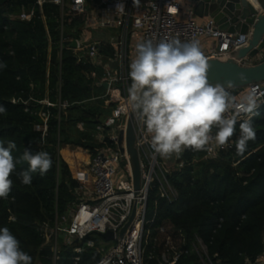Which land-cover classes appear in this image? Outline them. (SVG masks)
I'll return each instance as SVG.
<instances>
[{"label": "trees", "instance_id": "1", "mask_svg": "<svg viewBox=\"0 0 264 264\" xmlns=\"http://www.w3.org/2000/svg\"><path fill=\"white\" fill-rule=\"evenodd\" d=\"M36 1L0 0V65H4L0 67V108L4 109L0 140L5 146L9 140L15 142L16 158L25 148L48 152L52 167L43 176L33 173L32 183L24 185L18 173L28 165L17 164L11 192L7 199H0V228L10 229L33 264H97L103 255L87 247V240L80 244L85 249L79 261L75 262L73 248L64 244L55 259L50 246H45L41 227L69 212L80 186L59 148L73 145L94 152L102 146L95 140L96 127L110 109L103 99L106 89L99 84L103 69L87 60L78 62L70 39L79 37L83 22L80 18L67 21L62 34L61 9L56 4L45 3L43 14L38 10L30 22L10 18ZM105 52L111 55L113 50ZM45 100L52 105L41 103ZM64 102L69 105L66 110L59 106ZM257 111L256 138L248 142L242 156L235 149L238 121L233 147L216 157L206 158V148H186V167L168 176L178 191L177 200L161 198L158 185L151 189L146 258L151 251L161 254L162 238L154 239L165 223L173 227L174 235L182 231L186 238L189 253L179 264H202L193 250L199 238L215 263L246 264L264 254V105ZM43 112L49 113L46 134L38 129L44 124ZM65 154L71 162L69 153ZM196 158L200 162L195 164Z\"/></svg>", "mask_w": 264, "mask_h": 264}, {"label": "built area", "instance_id": "2", "mask_svg": "<svg viewBox=\"0 0 264 264\" xmlns=\"http://www.w3.org/2000/svg\"><path fill=\"white\" fill-rule=\"evenodd\" d=\"M48 2L61 9L62 34L67 21L72 22L77 18L82 20L79 37L70 39L71 48L78 56V62L87 60L103 69L99 84H108L106 98H109L113 107L110 116L96 127L95 140L102 146L94 152L89 150V168L94 178L92 189L80 184L77 193H81L82 197L75 209L71 208L63 216L57 215L54 224L42 225L46 242L52 241L50 248L55 259L64 244L73 248L77 254L75 262L79 261L78 255L85 249L80 244L87 240V247L94 248L103 255L97 264H153V261L156 264H179L181 258L189 253L187 241L181 231L179 235L183 238V244H179L167 225L158 228V236L154 239L159 242V238H162L161 254L157 256L151 251L146 258L150 191L158 185V195L171 203L177 200L178 191L169 181L170 170L165 157L155 154L150 144L144 141L145 132L139 122L136 125V147L141 166V189L135 190L126 141L124 140L123 145L119 143L131 113L125 111L124 107L126 89L130 83L129 64L134 58L136 45L146 40H152L154 44L161 39H179L181 42L195 40L208 61L232 58L236 51L248 46L250 35L223 31L211 18L206 23L199 24L195 19L193 6L184 14L181 0H37L35 5L23 8L20 13L10 15V18L30 22L37 16L38 10L43 14V6ZM118 4L123 7L118 8ZM95 32H109L111 36L107 40L93 39L91 35ZM74 42L76 47H73ZM107 49L113 50L111 55L106 54ZM240 62L247 64V59ZM250 89L255 90L260 101L264 102V82L226 90L239 97ZM41 103L52 105L48 100ZM263 105L264 103L259 108ZM59 106L63 110L69 107L66 102ZM41 116L44 124L38 126V129L46 134L49 113L43 112ZM121 146L125 148L124 152ZM232 147V139L222 149L210 144L206 148V157L214 158L221 150ZM134 210L135 218L124 238H121L120 233ZM12 220L15 218L12 217ZM108 231L115 233L114 238L105 239L101 236ZM193 250L202 264H221L213 262L206 244L200 238L193 244ZM246 264H264V254L255 261L247 260Z\"/></svg>", "mask_w": 264, "mask_h": 264}, {"label": "clouds", "instance_id": "3", "mask_svg": "<svg viewBox=\"0 0 264 264\" xmlns=\"http://www.w3.org/2000/svg\"><path fill=\"white\" fill-rule=\"evenodd\" d=\"M207 73L208 62L195 40L161 39L155 44L146 40L136 45L124 107L143 126L144 141L155 154L168 158L186 148L204 150L210 144L225 148L236 135L238 121L237 155L242 156L248 142L256 138L253 118L264 103L257 92L250 89L233 96L223 86L211 84ZM15 149L14 141L9 140L5 146L0 140V199L8 198L18 163L28 165L18 173L24 185L32 183L33 173L43 176L52 167L46 151L33 153L25 148L16 158ZM0 264H33V258L22 250L8 227L0 228Z\"/></svg>", "mask_w": 264, "mask_h": 264}, {"label": "water", "instance_id": "4", "mask_svg": "<svg viewBox=\"0 0 264 264\" xmlns=\"http://www.w3.org/2000/svg\"><path fill=\"white\" fill-rule=\"evenodd\" d=\"M192 2L194 14L199 18H211L218 27L231 34L250 35L248 46L233 54L228 60H208V79L213 85L219 84L225 89L245 88L255 83L264 82V0H188ZM76 42L73 47H76ZM256 65L242 64L244 59H257ZM108 88V84H102ZM139 121L130 113L126 131L120 135L119 143L126 141L132 165L135 190L141 189V166L136 147V125ZM124 152L125 148L121 146ZM136 215L134 210L129 222L122 229L124 238ZM105 239L115 236L113 231L101 235Z\"/></svg>", "mask_w": 264, "mask_h": 264}, {"label": "crops", "instance_id": "5", "mask_svg": "<svg viewBox=\"0 0 264 264\" xmlns=\"http://www.w3.org/2000/svg\"><path fill=\"white\" fill-rule=\"evenodd\" d=\"M184 14L191 8L192 2L188 0H181ZM195 19L199 24L206 23L210 18H199L195 15ZM104 33V32H101ZM260 58L257 59H247V65H256L260 62ZM107 89V88H105ZM73 145H65L59 148V154L62 159L69 165L72 176L79 184H85L87 187L92 189L94 178L90 172L89 164L91 161V154L89 149L83 147L73 148ZM69 153V159H73L71 162L65 153ZM73 162V163H72Z\"/></svg>", "mask_w": 264, "mask_h": 264}, {"label": "rangeland", "instance_id": "6", "mask_svg": "<svg viewBox=\"0 0 264 264\" xmlns=\"http://www.w3.org/2000/svg\"><path fill=\"white\" fill-rule=\"evenodd\" d=\"M91 36H93V39H99V38H102V39H105V40H107V39H109V37L111 36V34H109V32H104V33H101V32H95L93 35H91ZM103 99H105V102H106V108L109 106L110 107V109L105 113V115L103 116V121L106 119V118H108V116H110V114H111V110H112V105H110V101H109V98H106V94L104 95V98ZM79 128L80 129H82L83 130V126H81V124L79 125ZM73 136H75V134H73ZM73 148H76V146H72ZM186 150V149H185ZM185 150L181 153V154H179V155H176V154H173L171 157H168V158H165V162H166V165H167V168L170 170V172H169V175L174 171V170H181V169H183L184 167H186V165H187V162L185 161V158L183 157V155H184V152H185ZM207 158V157H206ZM198 162H200V159H198V158H196L195 160H194V163L196 164V163H198ZM73 163V162H72ZM81 193H77V199H76V202L75 203H73L72 205H71V208L72 209H75V207H76V204L79 202V200L81 199ZM164 225H167L169 228H171V230L174 232V229H173V227L170 225V224H164ZM176 236V239H177V242L179 243V244H183V238H182V236L181 235H175ZM61 241L60 242H62V239H60ZM51 244H52V241L51 242H46V244H45V246H51Z\"/></svg>", "mask_w": 264, "mask_h": 264}]
</instances>
